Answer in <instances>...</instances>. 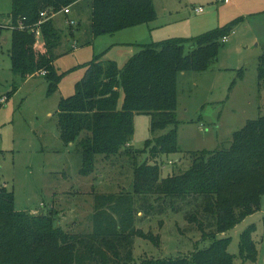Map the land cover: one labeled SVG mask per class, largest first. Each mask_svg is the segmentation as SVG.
I'll list each match as a JSON object with an SVG mask.
<instances>
[{"label": "trees", "instance_id": "trees-1", "mask_svg": "<svg viewBox=\"0 0 264 264\" xmlns=\"http://www.w3.org/2000/svg\"><path fill=\"white\" fill-rule=\"evenodd\" d=\"M11 1L12 72L21 82L45 72L50 94L57 91L65 75H59L55 68L64 31L56 27L53 14L88 2L93 38L149 25L157 18L153 0ZM24 19L25 29H20ZM236 24L234 21L190 39L136 45L135 54L123 67L115 61H103L102 56L86 65L75 94L59 104L60 137L68 145L76 144L82 158L80 175L84 177L93 176L101 160L110 164L127 160L133 167L129 190L96 195L93 230L70 234L55 225L53 211H17L14 193L0 188V264H236L229 252L231 239L219 236L260 209L264 196V115L235 132L226 149L186 151L190 168L166 178L162 177L160 158L181 153L175 130L156 139L152 147L147 143L150 157L144 162L140 159L145 151H135L132 145L136 115L151 117L152 132L177 127L178 76L209 70L218 60L223 39ZM32 28L40 32V46ZM73 33L71 25L68 35ZM258 67L262 84L264 56ZM17 89L15 86L13 92ZM193 196L202 199V211L211 218L207 222L212 226L210 233L205 230V221L194 215L189 220L203 232V239H213L211 246L186 258H149L136 263L134 240H156L135 228L138 205L150 212L155 210L150 198L173 205ZM255 230L252 225L241 235L243 264L257 261Z\"/></svg>", "mask_w": 264, "mask_h": 264}, {"label": "rangeland", "instance_id": "rangeland-1", "mask_svg": "<svg viewBox=\"0 0 264 264\" xmlns=\"http://www.w3.org/2000/svg\"><path fill=\"white\" fill-rule=\"evenodd\" d=\"M153 1L157 14L153 23L97 38L90 32L88 2L69 6L72 10L69 16L62 11L58 13L54 20L56 27L64 31V40L56 52L55 68L59 75H65L52 94L43 73L25 82L13 74L12 1H0V188L14 193L17 211L31 214L53 211L56 226L70 234H85L93 230L96 195L129 190L133 167L124 159L110 164L99 158L93 176L80 175L81 154L76 144L62 141L57 126L60 102L75 94L86 65L95 57L102 56L103 61H115L122 67L135 54L136 45L190 39L237 22L209 70L178 76L177 127L152 132L150 116H135L133 149L145 151L140 162L149 159L156 139L173 130L177 132L181 153L160 158L164 178L190 168L186 151L226 149L235 132L264 115V82L260 84L258 78L259 59L264 56L263 1L254 7L244 0H235L234 6L226 4L229 0ZM195 8H203L205 12L198 14ZM67 20L74 23L72 37L68 35ZM40 37L37 46L42 44ZM15 86L18 89L13 92ZM148 142L152 144L150 148ZM150 201L155 210L147 212L138 205L135 228L156 240H134L136 263L149 258H186L211 246L213 239H203V232L189 220L194 215L205 221V230L210 233L212 226L207 222L211 218L202 211V199L193 196L173 205L170 201L155 202V198ZM252 225L256 228L253 238L258 258L245 264H264V196L259 211L219 236L231 239L229 252L236 264H243L241 235Z\"/></svg>", "mask_w": 264, "mask_h": 264}, {"label": "built area", "instance_id": "built-area-1", "mask_svg": "<svg viewBox=\"0 0 264 264\" xmlns=\"http://www.w3.org/2000/svg\"><path fill=\"white\" fill-rule=\"evenodd\" d=\"M219 1H223V0H219ZM71 11H72V10H71L70 8H65V9L62 10V12H63V14H64L65 16H69V15L71 14ZM195 12L198 13V14H201V13L204 12V9H203V8H195ZM56 15H57V14H53L52 17L55 18ZM41 17L45 18V17H46V14H45V13H42V14H41ZM24 22H25V19L20 23V29H25ZM41 23H42V22H40V24H41ZM66 23H67L68 25H70V26H71V25H74V23H73L71 20H67ZM40 24H38V25H40ZM37 27H38V26H37ZM31 30H32L33 33H36V35L39 37L40 32H39L38 29L36 30L35 28H32ZM228 39H229V37H225V38L223 39V43H225ZM43 74L45 75V72H43Z\"/></svg>", "mask_w": 264, "mask_h": 264}, {"label": "crops", "instance_id": "crops-1", "mask_svg": "<svg viewBox=\"0 0 264 264\" xmlns=\"http://www.w3.org/2000/svg\"><path fill=\"white\" fill-rule=\"evenodd\" d=\"M225 1H226V0H223V1H219V0H218V2H221V3H224ZM244 1H246V2H248V1H249V2H252L253 4H251L250 7L257 6V3H260V1H263V6H262V7H264V0H244ZM232 3H233V6H234L235 3H236V1H235V0H229L226 4H227V5H231ZM253 5H254V6H253ZM259 8H260V7H259ZM259 8H257V9H259ZM231 9H232V8H231ZM204 12H205V11H204ZM204 12H203V13H204ZM257 13H258V12H257ZM65 24H66V23H65ZM263 51H264V50H263ZM261 57H262V56H261ZM126 62H127V61H126ZM126 62H125V63H126ZM125 63H124V65H125ZM124 65H123V66H124ZM123 66H122V67H123Z\"/></svg>", "mask_w": 264, "mask_h": 264}]
</instances>
